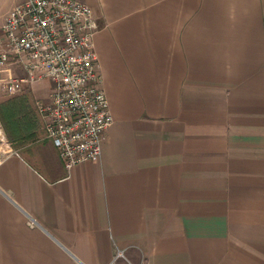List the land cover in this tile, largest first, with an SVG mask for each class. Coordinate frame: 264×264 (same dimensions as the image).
<instances>
[{
	"label": "crops",
	"instance_id": "crops-1",
	"mask_svg": "<svg viewBox=\"0 0 264 264\" xmlns=\"http://www.w3.org/2000/svg\"><path fill=\"white\" fill-rule=\"evenodd\" d=\"M79 1L113 122L69 171L53 82L15 93L35 110L1 122L0 264H264V0Z\"/></svg>",
	"mask_w": 264,
	"mask_h": 264
},
{
	"label": "built area",
	"instance_id": "built-area-1",
	"mask_svg": "<svg viewBox=\"0 0 264 264\" xmlns=\"http://www.w3.org/2000/svg\"><path fill=\"white\" fill-rule=\"evenodd\" d=\"M95 31L93 9L85 2L26 0L8 13L0 32V91L13 95L27 83L53 82L47 100L37 99L36 107L46 137L69 171L100 157L113 122L101 86ZM10 63L21 64L27 74L13 75Z\"/></svg>",
	"mask_w": 264,
	"mask_h": 264
},
{
	"label": "rangeland",
	"instance_id": "rangeland-1",
	"mask_svg": "<svg viewBox=\"0 0 264 264\" xmlns=\"http://www.w3.org/2000/svg\"><path fill=\"white\" fill-rule=\"evenodd\" d=\"M10 4H11V1H7V3H5L4 6L1 7V10H0V12H1L0 13V32L2 31V24L4 23V20H5V19H3V17H4L3 14H5V10H7V8L9 7ZM21 95L22 94L10 95V94H4L3 92H0V111H2V108L7 106V105H13V107H15V108H12V110H11L12 112L14 111L13 113H18V112L19 113H26L25 112V108H23L25 106L30 108L31 113L34 112V110H35V108H34L35 107V105H34L35 100H34V98H32L31 92L30 91L29 92L26 91L25 92V96L26 97H24V98H21L20 97ZM16 98L17 99L21 98V99L24 100V102H23V104L21 106L20 105L18 106L16 104V100H15ZM30 110L28 109L27 112L30 113ZM1 117H2L3 120H1ZM10 118H11V114L8 115L7 112L5 111V109H3V116H2V112H0V122L3 121L5 123L6 120H9V123L14 122Z\"/></svg>",
	"mask_w": 264,
	"mask_h": 264
},
{
	"label": "trees",
	"instance_id": "trees-1",
	"mask_svg": "<svg viewBox=\"0 0 264 264\" xmlns=\"http://www.w3.org/2000/svg\"><path fill=\"white\" fill-rule=\"evenodd\" d=\"M7 108H8V110L10 111V113H11V118L10 119H12L14 122H12V123H9V120H7V123H9V124H11L12 126L13 125H16V124H18V122H19V120L18 121H15L14 119L15 118H17V114L16 113H13L11 110H12V105H7ZM11 109V110H10ZM0 112H2V116H3V108H2V111H0ZM2 118V117H1ZM4 118V117H3ZM5 123H6V121H5ZM6 123V124H7ZM8 125V124H7Z\"/></svg>",
	"mask_w": 264,
	"mask_h": 264
}]
</instances>
